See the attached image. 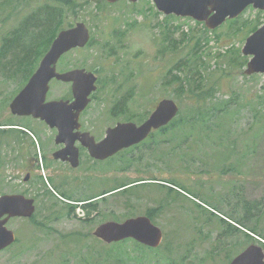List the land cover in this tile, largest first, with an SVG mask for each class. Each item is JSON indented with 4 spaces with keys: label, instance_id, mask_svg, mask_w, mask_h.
<instances>
[{
    "label": "rangeland",
    "instance_id": "rangeland-1",
    "mask_svg": "<svg viewBox=\"0 0 264 264\" xmlns=\"http://www.w3.org/2000/svg\"><path fill=\"white\" fill-rule=\"evenodd\" d=\"M69 1L65 7L57 0H0V51L25 19L38 21L52 7L60 8L62 25L85 22L91 31L89 44L65 53L58 64L63 70L95 71L98 88L87 111L111 116L114 124L147 117L161 99L171 98L180 105L178 122L167 126L173 131L157 132L154 146L132 152L126 161L111 159L110 188L149 182L108 195L89 214L54 197L37 198L32 217L9 221L17 241L0 252V264H115L106 256L137 255L131 241L136 240L109 244L95 229L144 215L163 231L162 243L151 247L145 264H230L249 245L264 248V73L247 75L251 57L242 51L257 30L250 33L251 26L264 24V10L249 7L238 23L228 19L211 30L192 18L163 14L153 0ZM14 61L13 54L0 57V120L9 117L10 102L32 76L25 80ZM174 65L184 68L177 73ZM174 74L186 76L188 85ZM68 89L54 81L48 96L57 98ZM121 101L127 111L113 114ZM8 157L0 161V195L41 191L37 181L24 183L22 164ZM233 213L251 230L231 220ZM220 217L242 231L231 232Z\"/></svg>",
    "mask_w": 264,
    "mask_h": 264
},
{
    "label": "water",
    "instance_id": "water-1",
    "mask_svg": "<svg viewBox=\"0 0 264 264\" xmlns=\"http://www.w3.org/2000/svg\"><path fill=\"white\" fill-rule=\"evenodd\" d=\"M116 3L120 0H106ZM138 2L139 0H130ZM165 15L189 17L203 22L209 29H216L227 19L239 17L249 6L264 10V0H153ZM91 40L90 29L85 22H77L70 28L62 29L43 56L39 67L26 85L11 102V111L18 115L42 117L56 123L60 112L83 111L91 101V94L97 90V76L86 68H74L66 72L57 69L60 58L76 48H84ZM243 53L251 57L245 73H264V24L246 40ZM54 79L73 82L74 102L65 100L47 101L50 84ZM179 104L171 98L159 101L149 118L140 126L123 123L113 129L111 141L102 142L95 148V154H114L118 150L138 143L148 136L152 129L169 124L179 113ZM36 211L35 200L23 194L0 195V252L17 241L16 233L8 223L17 217L30 218ZM94 235L109 244L125 239H135L149 247H158L163 240V231L149 216H137L123 222L106 221L98 225ZM230 264H264V248L258 244L247 246L237 254Z\"/></svg>",
    "mask_w": 264,
    "mask_h": 264
},
{
    "label": "flooded vegetation",
    "instance_id": "flooded-vegetation-1",
    "mask_svg": "<svg viewBox=\"0 0 264 264\" xmlns=\"http://www.w3.org/2000/svg\"><path fill=\"white\" fill-rule=\"evenodd\" d=\"M57 69L59 72L71 70L59 69L58 65ZM93 72L95 73V71ZM54 81L69 85V89L65 95L54 99L47 96V101L63 99L70 103L74 102L73 82L54 79L50 84L48 95ZM95 92L91 94V101L83 111L60 112L58 117H61V119L57 120L56 123H50L44 118L35 117L32 114H14L11 111L10 102L9 117L6 120H0V161L7 154L9 160H13L11 163H21L25 173L24 183L37 181L41 191H38L34 196L30 192L31 189L22 190L21 193L9 194H23L27 198L34 199L35 202L39 197H54L70 204L71 209H85L87 212H84V214H88L96 208L97 201L105 200L108 195L126 191L127 186L132 183L149 182L146 179H140L127 185L113 187L114 189L110 188L111 159L119 156L121 161H126L127 156L131 155L132 152L154 146L157 132L167 133L173 131V129L167 127L170 123L167 126L152 129L148 136L138 143L124 147L114 154L102 152L99 156L93 151L102 142L111 141V133L114 128L120 124L130 122L140 126L151 114L139 118L125 117V120H119L113 124L111 116L104 118L100 117L101 113L99 112L87 111L94 99ZM115 109L119 112H125V102L121 101L114 104L112 107L113 114H116ZM165 135L162 134V136ZM13 154L18 158V162L14 161ZM219 162L224 164L235 163L234 160ZM234 173L236 172H224V174ZM40 192L42 193L41 196L38 195ZM150 210L149 212H152Z\"/></svg>",
    "mask_w": 264,
    "mask_h": 264
},
{
    "label": "trees",
    "instance_id": "trees-1",
    "mask_svg": "<svg viewBox=\"0 0 264 264\" xmlns=\"http://www.w3.org/2000/svg\"><path fill=\"white\" fill-rule=\"evenodd\" d=\"M63 3V5L66 7L67 4L70 5L71 1L69 0H57ZM63 10L57 7H52V11L47 12L46 14H41L38 16V21H36V17L32 19L31 23L28 21V19H25L23 22H21V27L19 30H16L13 33V37L6 38L4 40L3 47L0 51V57H7L10 54H13L15 61L13 62V65H19L21 68V71L24 73V79L28 80L30 75L35 69L36 62L40 59V57L44 54L46 50H48V47L55 39V36L58 32H60L62 29L67 28V26L62 25L60 22L59 16L62 14ZM261 13V12H260ZM263 14V12H262ZM174 16V15H172ZM234 23H238V19L234 20ZM71 24L70 26H72ZM261 25L260 21H256L255 25L251 26L252 33L254 30L258 29ZM206 29V26H205ZM249 33V34H250ZM28 35V41L27 43L24 42V38ZM25 36V37H24ZM202 41V39H201ZM203 48V42L199 41L198 45V53L202 51ZM23 57V58H22ZM174 71L176 70L177 73L181 72L180 70H183L184 67H181L180 65H174ZM18 68V67H17ZM200 76H202L201 71ZM168 73H172V71H169ZM184 75V74H183ZM186 75V74H185ZM173 76L176 77L177 81H179L184 86L188 85V79L187 77H180L177 74H174ZM191 77L193 75L191 74ZM178 122L177 119H174L168 127H174V125ZM249 212V210L247 211ZM89 214V213H88ZM231 220L234 219V221L239 225L243 227L249 228L246 222L243 220L236 218L234 215L231 214ZM220 220L224 221L228 226H230L231 232L236 231H242L241 227L233 225L232 223H227L225 219L220 217ZM251 230V228H249ZM255 231V229H253ZM252 230V231H253ZM132 241V245L134 246V249H138L139 253L136 255L134 252L126 257H124L121 253H109L107 258H109L111 261L113 260L115 264H128V261L136 259L134 261H131V264H145L146 259L150 258L151 255H149V251H153L154 249L148 246H145L141 243H138L134 240ZM123 245V243L113 244L112 246H120ZM137 251V250H135ZM122 259L120 263H118V260ZM230 258V257H229ZM147 259V260H148ZM233 259V258H232Z\"/></svg>",
    "mask_w": 264,
    "mask_h": 264
}]
</instances>
